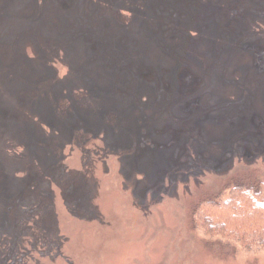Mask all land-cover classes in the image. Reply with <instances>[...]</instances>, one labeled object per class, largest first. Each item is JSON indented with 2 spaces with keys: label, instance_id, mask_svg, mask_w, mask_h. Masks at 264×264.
Masks as SVG:
<instances>
[{
  "label": "rangeland",
  "instance_id": "374dc122",
  "mask_svg": "<svg viewBox=\"0 0 264 264\" xmlns=\"http://www.w3.org/2000/svg\"><path fill=\"white\" fill-rule=\"evenodd\" d=\"M79 1L0 0V264H264L199 208L264 181V0Z\"/></svg>",
  "mask_w": 264,
  "mask_h": 264
},
{
  "label": "trees",
  "instance_id": "16d2710c",
  "mask_svg": "<svg viewBox=\"0 0 264 264\" xmlns=\"http://www.w3.org/2000/svg\"><path fill=\"white\" fill-rule=\"evenodd\" d=\"M80 2L79 0H74ZM113 2L115 0H112ZM151 1V0H150ZM244 42L234 40L232 50H239ZM125 46L124 48H126ZM127 49V48H126ZM134 49V48H132ZM262 60L264 53L260 52ZM236 58L233 59V61ZM204 209L201 217L214 212V221L220 226L212 228L205 223L212 236L228 241L229 244H239L246 251L264 250V181L263 180H235L229 182L219 194L210 201L200 205ZM235 214L230 219L222 217L221 213ZM206 214V215H205ZM198 215V214H197ZM203 215V216H202ZM199 216V215H198ZM44 221V220H42Z\"/></svg>",
  "mask_w": 264,
  "mask_h": 264
},
{
  "label": "bare ground",
  "instance_id": "6f19581e",
  "mask_svg": "<svg viewBox=\"0 0 264 264\" xmlns=\"http://www.w3.org/2000/svg\"><path fill=\"white\" fill-rule=\"evenodd\" d=\"M68 1H71L72 3H75V1H74V0H68Z\"/></svg>",
  "mask_w": 264,
  "mask_h": 264
}]
</instances>
